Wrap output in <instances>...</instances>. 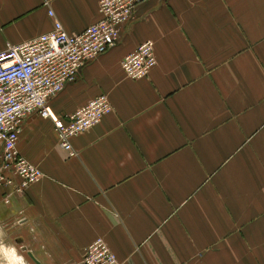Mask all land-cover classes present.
I'll list each match as a JSON object with an SVG mask.
<instances>
[{
    "label": "crops",
    "instance_id": "1",
    "mask_svg": "<svg viewBox=\"0 0 264 264\" xmlns=\"http://www.w3.org/2000/svg\"><path fill=\"white\" fill-rule=\"evenodd\" d=\"M54 19L79 33L98 0H0V50ZM148 39L156 64L130 79L120 60ZM101 93L113 110L75 156L50 119L23 120L17 149L44 177L0 193V242L26 264H80L98 237L120 264H264V0L139 3L48 104L66 116Z\"/></svg>",
    "mask_w": 264,
    "mask_h": 264
},
{
    "label": "built area",
    "instance_id": "2",
    "mask_svg": "<svg viewBox=\"0 0 264 264\" xmlns=\"http://www.w3.org/2000/svg\"><path fill=\"white\" fill-rule=\"evenodd\" d=\"M146 0H98L100 19L79 33H68L53 20L52 28L19 44L7 43L0 50V193L22 192L44 177L37 165L17 149L22 122L32 113L53 123L59 146L75 156L71 137L83 132L113 110L107 94L101 93L66 116L57 115L48 98L74 82L81 67L111 48L120 27L130 20L136 6ZM53 17V11L48 10ZM156 64L153 41L148 39L120 60L130 79L146 76ZM80 264H120L103 238L85 249Z\"/></svg>",
    "mask_w": 264,
    "mask_h": 264
},
{
    "label": "rangeland",
    "instance_id": "3",
    "mask_svg": "<svg viewBox=\"0 0 264 264\" xmlns=\"http://www.w3.org/2000/svg\"><path fill=\"white\" fill-rule=\"evenodd\" d=\"M1 241V240H0ZM13 244L0 242V264H26L27 257L20 249L12 248Z\"/></svg>",
    "mask_w": 264,
    "mask_h": 264
},
{
    "label": "water",
    "instance_id": "4",
    "mask_svg": "<svg viewBox=\"0 0 264 264\" xmlns=\"http://www.w3.org/2000/svg\"><path fill=\"white\" fill-rule=\"evenodd\" d=\"M28 256L31 258V260L35 263V264H42L39 260H37L30 252H28Z\"/></svg>",
    "mask_w": 264,
    "mask_h": 264
}]
</instances>
